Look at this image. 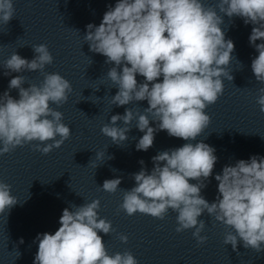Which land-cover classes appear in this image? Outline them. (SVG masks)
<instances>
[{
	"label": "clouds",
	"instance_id": "9594fccd",
	"mask_svg": "<svg viewBox=\"0 0 264 264\" xmlns=\"http://www.w3.org/2000/svg\"><path fill=\"white\" fill-rule=\"evenodd\" d=\"M14 16V0H0V23L7 25ZM224 16L229 20L239 17L245 25H253L249 43L258 56L251 69L256 81L264 85V0H218L215 6H206L203 0H117L99 26H86L84 40L90 51L114 65L106 74L118 89L111 97L112 104H148L143 112L126 108L123 115H112L101 133L120 146L128 140L135 119V127L143 133L136 144L138 151L151 148L158 131L186 141L153 156L150 172L142 167L132 174L135 186L131 189L119 187L122 177L106 179L101 188L108 193L121 190L119 207L129 216L140 213L163 220L171 210L176 213V232L194 229L192 235L198 244L207 240L201 235L206 222L199 219L207 213L231 229L225 234V245L230 244L235 251L242 242L245 249L260 253L264 251V157L253 155L234 166L225 165L222 173L215 175L216 200L209 203L201 195L218 158L213 147L194 141L211 123L206 109L223 95L224 79H234L228 66L235 44L226 39L221 27ZM31 47L33 59L14 52L4 62L5 76L39 71L44 78L39 85L25 88L27 78L17 75L0 95V156L26 144L47 155L71 135L58 108L68 101L72 85L59 73L44 71L53 63L46 44ZM138 75L144 78L142 82H138ZM12 89L18 90V99L9 94ZM256 103L264 113V87L258 89ZM103 156V152L96 153V159ZM139 163L144 165L143 160ZM19 202L11 194V185L0 180V215ZM99 208L97 199L63 209L58 230L38 234L33 241L38 242L33 264H138L130 251L109 255L99 233L109 235L113 226L99 217ZM119 238L123 243L128 241L126 235Z\"/></svg>",
	"mask_w": 264,
	"mask_h": 264
}]
</instances>
